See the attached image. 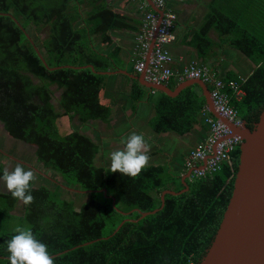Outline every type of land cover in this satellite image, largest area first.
<instances>
[{
  "label": "trees",
  "instance_id": "1",
  "mask_svg": "<svg viewBox=\"0 0 264 264\" xmlns=\"http://www.w3.org/2000/svg\"><path fill=\"white\" fill-rule=\"evenodd\" d=\"M0 14H9L26 33L28 29L46 31L39 52L47 67L90 64L94 71L113 69L110 57L95 51L90 40L95 36L105 39L109 30L128 28L106 0H0ZM209 31L255 65L244 79H228L243 91L239 99L232 95L231 104L239 118L252 127L264 107V0H210L192 43L201 56L211 47ZM104 80L105 74L88 67L47 69L13 20L0 15L3 128L15 139L33 145L36 161L59 174L66 187L90 191L76 208L69 195L60 196L57 186L49 189L30 184L34 201L23 206L22 219L47 245L50 255L68 249L52 256L54 264H197L230 195L238 148L230 152L229 166L204 177L185 179V192L164 194L161 208L130 221L139 216L137 211L159 207V194L167 183L174 192L183 187L179 176L162 165H147L135 178L108 173L99 179L104 167L94 163L97 144L75 130L58 132L55 122L63 114L75 115L82 123L109 120L110 109L98 95ZM166 85L172 88L174 83L168 80ZM138 87L144 88L132 86L131 97L146 99ZM55 90L59 91L62 111L55 110L52 103ZM205 107L196 84L174 97L160 92L148 125L154 132L182 135L190 131ZM207 114L212 116L209 111ZM3 172L0 167L1 177ZM0 199L7 204L5 214L14 218L10 213L18 200L8 191L0 192ZM124 218L129 220L109 237L76 246L109 235ZM16 234L0 233V264H9L5 242Z\"/></svg>",
  "mask_w": 264,
  "mask_h": 264
},
{
  "label": "crops",
  "instance_id": "2",
  "mask_svg": "<svg viewBox=\"0 0 264 264\" xmlns=\"http://www.w3.org/2000/svg\"><path fill=\"white\" fill-rule=\"evenodd\" d=\"M209 1L165 0L166 6L176 16L172 30L173 39L166 45L172 72L168 80L174 85L183 80L179 78L180 71L190 63L212 70L224 81L230 78L242 80L255 67L244 54L223 44L221 37L213 31L207 33L211 47L204 56L199 55L193 48L195 33L201 25ZM106 5L115 15L122 17L128 26L126 29L109 30L105 33V39L95 36L90 40L91 47L98 53L108 55L113 66V69L105 74L104 85L98 91L100 102L110 109L109 120L102 122L93 119L82 123L76 120L75 115L63 114L57 117L56 127L65 133L75 130L92 139L98 146L94 163L96 164L95 160H97L99 162L97 165L105 164L107 174L110 167V153L122 147L121 140L132 133L142 134L146 143L150 145L148 165H162L175 176L181 177L186 172L183 163L187 154L194 144L204 139L207 133V128L202 121V112L199 113L190 131L182 135L171 131L154 132L149 127L148 122L154 115L155 103L160 92L154 89L148 92L145 89L147 87H138L146 99L136 100L131 97L130 89L132 86L141 85L137 78L131 77V75H139L133 69V60L138 50L136 36L144 13L152 11L154 7L150 0H106ZM78 26L79 24L75 27ZM117 70H123L125 73ZM51 89H54V86H51ZM56 91V96L53 92L52 103L55 110L62 111L58 104L59 91ZM2 136L4 139V147L0 146L2 170L7 168L12 170L14 166L20 164L25 170L34 171L35 179L31 182L33 186L45 185L39 180V176L45 177L46 173L39 169L42 165L35 159L34 146L15 139L0 125V137ZM13 148L14 152L17 150L19 154L27 153L31 149L29 153L32 155L33 165L30 162L27 164L16 160L13 156ZM170 187V183H167L166 188ZM6 191L3 181L0 180V192Z\"/></svg>",
  "mask_w": 264,
  "mask_h": 264
},
{
  "label": "water",
  "instance_id": "3",
  "mask_svg": "<svg viewBox=\"0 0 264 264\" xmlns=\"http://www.w3.org/2000/svg\"><path fill=\"white\" fill-rule=\"evenodd\" d=\"M152 11H155L160 16L158 10L152 8ZM0 15L10 17L13 20L15 25L23 32L25 38L28 39L29 43L33 46L37 56L47 69L52 70L61 67H88L92 72L100 74H107L110 72L94 71L90 64L80 66L58 65L47 67L39 50L34 46L28 34L23 31L20 24L9 14ZM157 24L158 21L156 22V27ZM151 45L152 42L148 47V52ZM117 71L125 73L123 70ZM131 77L137 78L141 85L165 93L171 97L176 96L181 89L183 90L184 88L189 87V85H198L200 93L205 98L206 108L210 114L224 123L230 130L231 134H235L240 138V142L237 145L238 158L236 171L233 176L230 195L209 245L204 250L202 257L197 264H264V107L260 110L256 121L252 123V127L247 126L244 120H241L240 124L235 125L218 115L213 106L208 87L200 79L189 78L181 80L172 88H169L166 84H153L147 82L143 78L142 73H139L137 76L131 75ZM0 125L3 127L1 122ZM204 161L205 158L202 160V164H204ZM189 172L190 171L187 170L181 177H179L180 184L183 187L182 190L178 192H174L168 188L161 190L159 194V207L149 211H137L139 216L135 219H130V221L135 222L145 215L154 213L161 208L163 205L164 194H172L175 196L185 192L187 186L184 180L189 177ZM82 192H86L87 195L90 193L88 190ZM102 192H105V189H102ZM111 203L112 205L114 204L113 198ZM125 220L129 219H122L109 235L85 241L76 246L86 245L94 240L109 237ZM67 250L68 249H64L51 254L50 256L58 255Z\"/></svg>",
  "mask_w": 264,
  "mask_h": 264
},
{
  "label": "built area",
  "instance_id": "4",
  "mask_svg": "<svg viewBox=\"0 0 264 264\" xmlns=\"http://www.w3.org/2000/svg\"><path fill=\"white\" fill-rule=\"evenodd\" d=\"M150 1L154 9L160 12V16L155 11L144 13L136 36L138 50L136 58L133 60V69L137 73H142L147 82L166 84L172 73L166 45L173 39L172 30L176 16L166 6L165 0ZM151 42L152 45L148 52ZM179 78L183 80L200 79L208 87L213 106L218 115L235 125L240 124L241 119L237 110L231 104L232 95L239 99L243 94L236 83L224 81L212 70L192 63L181 69ZM228 88L230 89L229 92H227ZM207 113L208 110L205 107L201 115L207 133L203 140L192 146L183 163L184 170L190 171L187 179L204 177L225 168V165L229 166L230 152L240 142L239 136L231 134L224 123ZM204 158L205 161L202 164Z\"/></svg>",
  "mask_w": 264,
  "mask_h": 264
},
{
  "label": "clouds",
  "instance_id": "5",
  "mask_svg": "<svg viewBox=\"0 0 264 264\" xmlns=\"http://www.w3.org/2000/svg\"><path fill=\"white\" fill-rule=\"evenodd\" d=\"M121 145V148L110 153L108 172L135 178L148 165L150 145L142 134L137 133L122 139ZM34 179V171L25 170L20 164L11 171L5 169L0 177L12 198L24 205H30L34 201L30 192V184ZM14 231L17 234L5 242L9 264H54L47 245L38 240L30 229L17 226Z\"/></svg>",
  "mask_w": 264,
  "mask_h": 264
},
{
  "label": "rangeland",
  "instance_id": "6",
  "mask_svg": "<svg viewBox=\"0 0 264 264\" xmlns=\"http://www.w3.org/2000/svg\"><path fill=\"white\" fill-rule=\"evenodd\" d=\"M77 25V23L75 24V26ZM28 36L30 38V40L32 41V43L34 44V46L41 51V40H43L46 36V31L43 30L39 33L28 29L27 30ZM57 95V91H54V96ZM58 132L60 134L65 133L62 129L57 128ZM3 136L0 137V146H3ZM31 148V147H30ZM32 149V148H31ZM31 149H29V152L31 153ZM13 152V156L16 160H19L20 162H24V163H31L33 165L32 162V155L29 152H23V153H18L17 150L14 152V148L12 149ZM96 164H99V162L97 160H95ZM35 163V162H34ZM36 164V163H35ZM104 167V172L99 174V179H101L103 176H105V174H107L105 172V164L102 165ZM15 167V166H14ZM8 169V168H7ZM10 169V168H9ZM39 169L42 172H45L46 175L45 177L40 175L39 176V180L41 183L45 184L47 187H49L50 189L53 188L54 186H57V190L60 192V196H66L69 195V197L72 200L73 205L77 208L80 203L82 201H84L87 198V193L86 192H82L79 191L77 186H71V187H66L64 186L65 183L61 180V178L59 177L58 174H56L53 171H50L44 167H39ZM11 171V170H9ZM23 206L24 204L22 202H18L13 211L10 213L11 215L14 216V218L10 217L9 215L7 216L5 214V210L7 208V204L6 202H4L2 199H0V233H4V232H9V233H15L14 229L17 226L23 227V228H28V225L26 224V222L22 219V211H23Z\"/></svg>",
  "mask_w": 264,
  "mask_h": 264
}]
</instances>
